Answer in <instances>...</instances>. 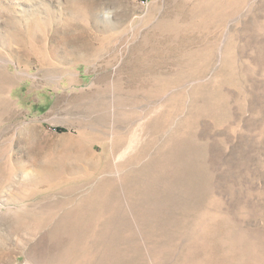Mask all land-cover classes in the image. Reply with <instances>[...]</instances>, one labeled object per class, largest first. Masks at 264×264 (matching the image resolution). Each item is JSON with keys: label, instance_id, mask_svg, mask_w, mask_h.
Instances as JSON below:
<instances>
[{"label": "rangeland", "instance_id": "obj_1", "mask_svg": "<svg viewBox=\"0 0 264 264\" xmlns=\"http://www.w3.org/2000/svg\"><path fill=\"white\" fill-rule=\"evenodd\" d=\"M0 264H264V0H0Z\"/></svg>", "mask_w": 264, "mask_h": 264}]
</instances>
